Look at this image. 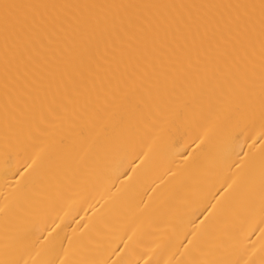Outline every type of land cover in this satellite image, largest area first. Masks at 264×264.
Returning <instances> with one entry per match:
<instances>
[{"label":"bare ground","instance_id":"1","mask_svg":"<svg viewBox=\"0 0 264 264\" xmlns=\"http://www.w3.org/2000/svg\"><path fill=\"white\" fill-rule=\"evenodd\" d=\"M0 264H264V0H0Z\"/></svg>","mask_w":264,"mask_h":264}]
</instances>
